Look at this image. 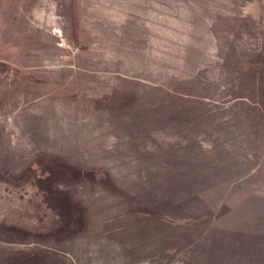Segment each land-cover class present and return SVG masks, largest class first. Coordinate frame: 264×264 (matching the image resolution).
<instances>
[{
    "label": "rangeland",
    "instance_id": "1",
    "mask_svg": "<svg viewBox=\"0 0 264 264\" xmlns=\"http://www.w3.org/2000/svg\"><path fill=\"white\" fill-rule=\"evenodd\" d=\"M0 264H264V0H0Z\"/></svg>",
    "mask_w": 264,
    "mask_h": 264
},
{
    "label": "trees",
    "instance_id": "2",
    "mask_svg": "<svg viewBox=\"0 0 264 264\" xmlns=\"http://www.w3.org/2000/svg\"><path fill=\"white\" fill-rule=\"evenodd\" d=\"M68 168H71L72 170H77V169H75L74 167H72L70 165H68Z\"/></svg>",
    "mask_w": 264,
    "mask_h": 264
}]
</instances>
